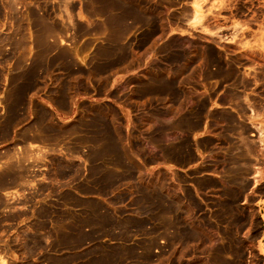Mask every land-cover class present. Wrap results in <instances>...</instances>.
<instances>
[{
    "label": "rangeland",
    "instance_id": "374dc122",
    "mask_svg": "<svg viewBox=\"0 0 264 264\" xmlns=\"http://www.w3.org/2000/svg\"><path fill=\"white\" fill-rule=\"evenodd\" d=\"M0 264H264V0H0Z\"/></svg>",
    "mask_w": 264,
    "mask_h": 264
},
{
    "label": "bare ground",
    "instance_id": "6f19581e",
    "mask_svg": "<svg viewBox=\"0 0 264 264\" xmlns=\"http://www.w3.org/2000/svg\"><path fill=\"white\" fill-rule=\"evenodd\" d=\"M258 171H255L254 175H253V181L256 180L255 178L257 177ZM23 181V180H22ZM255 182V181H254ZM17 183V182H16ZM19 184V183H18Z\"/></svg>",
    "mask_w": 264,
    "mask_h": 264
},
{
    "label": "crops",
    "instance_id": "0c3cea01",
    "mask_svg": "<svg viewBox=\"0 0 264 264\" xmlns=\"http://www.w3.org/2000/svg\"><path fill=\"white\" fill-rule=\"evenodd\" d=\"M253 175H254V172H253V174H252V177H251V179L253 178ZM253 180V179H252Z\"/></svg>",
    "mask_w": 264,
    "mask_h": 264
}]
</instances>
